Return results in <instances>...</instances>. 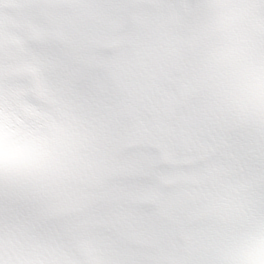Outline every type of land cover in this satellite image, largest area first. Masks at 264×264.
Segmentation results:
<instances>
[{
    "label": "snow or ice",
    "instance_id": "snow-or-ice-1",
    "mask_svg": "<svg viewBox=\"0 0 264 264\" xmlns=\"http://www.w3.org/2000/svg\"><path fill=\"white\" fill-rule=\"evenodd\" d=\"M0 264H264V0H0Z\"/></svg>",
    "mask_w": 264,
    "mask_h": 264
}]
</instances>
